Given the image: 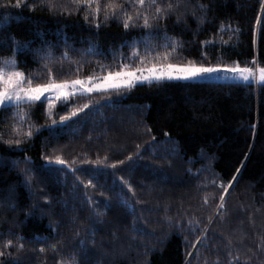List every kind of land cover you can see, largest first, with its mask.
Instances as JSON below:
<instances>
[{"label": "trees", "instance_id": "16d2710c", "mask_svg": "<svg viewBox=\"0 0 264 264\" xmlns=\"http://www.w3.org/2000/svg\"><path fill=\"white\" fill-rule=\"evenodd\" d=\"M199 2L209 5L204 24L191 15L179 22L175 16L157 22V44L164 43L165 33L177 41L173 61L253 67L255 55L257 67H264V39L255 24L260 0ZM27 3L36 7L0 8V57L14 55L22 70L41 81L47 71L37 49L51 46L56 61L68 51L71 62L49 67L58 79L83 78L101 75V66L115 70L121 60L131 62V42L147 31L125 30L120 21L105 23L102 17L97 29L79 12L53 14L40 0ZM77 64L79 72L74 71ZM51 99V107L44 99L31 108L30 122L44 125L39 132L33 129L32 140L17 147L3 143L7 135L0 139V249L4 241H13L7 249L12 255L0 257L2 264H56L70 252L77 253L79 264H213L217 256L219 264H228L229 251L240 253L241 264L245 257H250L248 264H264V251L258 248L264 236V85L168 80L119 93L77 95L67 106ZM84 103L88 107L67 123L53 125L55 130L47 127ZM12 111L0 116V132L8 128ZM46 154L62 155L79 169L80 180L91 179L95 187L86 188L71 171H57L63 166L48 164ZM105 157L108 165L124 163L116 168L91 163ZM25 168L31 170L29 182ZM121 176L132 184L135 197ZM220 195L225 197L222 208ZM108 200L111 206L106 208ZM94 207L103 215L96 216ZM141 215L134 233L132 220ZM143 228L152 234L142 235ZM18 243L24 248L17 250ZM52 243H57L59 255L50 249Z\"/></svg>", "mask_w": 264, "mask_h": 264}, {"label": "snow or ice", "instance_id": "6c2138e0", "mask_svg": "<svg viewBox=\"0 0 264 264\" xmlns=\"http://www.w3.org/2000/svg\"><path fill=\"white\" fill-rule=\"evenodd\" d=\"M40 6L46 7L49 12L53 14L72 15L79 12L86 23H91L95 28H100L101 17L103 21L107 23L109 19H116L122 23L125 30L130 28L141 27L147 30L140 38V40H133L131 42V56L127 58L125 62L121 60L115 70L106 69L105 66H101V75L89 74L83 78L77 76L74 79L56 78L52 69L49 67V63L60 62L65 59L71 62V57L68 51L61 53L59 61H56L53 56V50L51 46H46L43 50L37 49V52H41L39 61L42 63L43 68L47 71V79L41 81L40 76H32L31 73H26L19 67L15 56L0 57V116L5 111L12 109V119L8 122V128L5 132H0V139H3L4 135L9 138L3 140V143L9 146L20 147L23 142L32 140L35 129L36 132L40 131L41 125L37 127L34 122L31 121V108L42 98L47 100L49 107L53 104V99L61 100L64 106H67L69 98H73L77 95L91 94L94 91L104 92L110 94L111 92L119 93L121 89L131 90L137 86L138 83H162L168 80H195L202 79L204 77L211 76L213 73L220 72L222 70L231 71L235 76L244 81H257L264 85V67H257L256 56L253 55L252 63L253 67H241L238 62H233L232 66L227 64H205L197 63L193 60H186L185 62H174L172 54L176 53L177 41L175 38L168 37L165 33L163 36L164 43L157 44L155 37L159 34V28L157 26L158 21H163L170 16H175L177 22L183 19L187 15H191L197 19L199 24H204L209 10V5L206 3H200L199 0H128L127 4L121 2V0H66L61 3L58 0H40ZM29 7L34 9L35 4L27 3V0H0V8H21ZM197 12L200 15H197ZM264 0H260L259 13L256 16L255 24L259 26V34L261 39H264ZM223 26V25H221ZM237 31H239L237 29ZM255 42V41H254ZM205 44L211 43L210 41L203 42ZM143 44V49L139 47ZM24 47H27V42L24 43ZM157 49H165L164 51H158ZM93 49L89 48L87 51L91 52ZM141 52L143 54H141ZM206 56V53L203 54ZM80 65L77 64L74 71L79 72ZM258 72V75H257ZM43 106V105H41ZM88 107V103H84L82 107H74L70 111H67L65 115H60L59 120H51V123L47 125L50 129H53V125L65 124L69 119L75 116L78 112L83 111ZM52 113H48V118H51ZM55 130V129H53ZM151 132V129H146ZM167 136L168 134L165 133ZM155 139L154 137L152 138ZM139 150V145L136 146ZM57 149H53V153H56ZM137 158L142 159L139 156V152L135 154ZM133 154H129L126 159L132 160ZM45 161L52 165L63 166L56 169L57 171H71L74 176L79 169L73 168L72 164L68 160L64 159L60 154H46L44 155ZM104 159L97 158L91 161L92 164L103 165L105 167L116 168L117 165H122L123 160H115L110 165L105 164ZM26 162L30 158H25ZM170 163V162H169ZM24 178L26 182L31 181V170L23 169ZM239 172V169H237ZM236 177L233 176L232 180ZM76 180L87 188L88 186L95 187L91 179L86 183L80 180L79 176H76ZM121 183L127 187V189L135 197V191L131 183L125 180L124 177H119ZM215 182V181H213ZM229 185L232 181L230 180ZM223 192H228V187L221 184ZM44 200H48L49 197L46 193L40 194ZM104 195V193H101ZM224 195H220L219 200L221 203L218 208L224 207ZM89 203H93L92 198H88ZM207 201V196L205 197ZM124 204H128L127 200L123 201ZM137 204L142 203L140 200H136ZM111 206V201L106 202V208ZM129 208H133L132 205H128ZM96 216L103 215L95 207L93 208ZM134 211V208H133ZM165 220L171 221L169 216L164 217ZM221 218H223L221 216ZM142 219L140 217H134L132 220L133 229L135 233V225L137 221ZM211 220V218H209ZM147 224V221H144ZM189 224L193 221L189 220ZM198 223V221H197ZM142 235H151L146 228L140 230ZM115 237V233L113 234ZM21 238L17 236L19 241ZM132 239H136L133 235ZM197 241H200V237H197ZM82 243V241H81ZM228 245H231V240H228ZM13 246L12 240L4 241L3 248L0 249V257H9L12 255L7 249ZM17 250L23 249L24 244L18 243L15 245ZM50 249L59 255L60 250L57 247V243L49 245ZM195 247V245H193ZM258 248L264 251V236H261L258 240ZM43 245L40 247V252H44ZM150 249L145 246V256H147ZM251 251V249H249ZM188 255H191L189 253ZM229 262L228 264H241L240 253L235 255L231 251L228 252ZM250 257H245L243 264H248ZM2 264V262H0ZM18 264V262H13ZM56 264H79L77 259V253L70 252L66 255L60 256L56 260ZM207 264V261H205ZM213 264H219V257Z\"/></svg>", "mask_w": 264, "mask_h": 264}, {"label": "rangeland", "instance_id": "374dc122", "mask_svg": "<svg viewBox=\"0 0 264 264\" xmlns=\"http://www.w3.org/2000/svg\"><path fill=\"white\" fill-rule=\"evenodd\" d=\"M248 67H252V66H248ZM257 75H258V72H257ZM198 80L200 81H243L244 82V80L237 78L234 73H232L231 71H226V70L213 73L211 76L204 77L202 79L181 80V81H198ZM249 81H253V80L250 79ZM245 82H248V81H245ZM138 84H141V83H138ZM52 98H55V97H52ZM41 100H44V98H42Z\"/></svg>", "mask_w": 264, "mask_h": 264}]
</instances>
